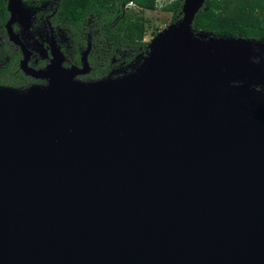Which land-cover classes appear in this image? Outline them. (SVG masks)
Wrapping results in <instances>:
<instances>
[{
    "label": "water",
    "instance_id": "water-1",
    "mask_svg": "<svg viewBox=\"0 0 264 264\" xmlns=\"http://www.w3.org/2000/svg\"><path fill=\"white\" fill-rule=\"evenodd\" d=\"M204 2L118 76L75 79L88 45L0 87V264H264V39Z\"/></svg>",
    "mask_w": 264,
    "mask_h": 264
},
{
    "label": "trees",
    "instance_id": "trees-1",
    "mask_svg": "<svg viewBox=\"0 0 264 264\" xmlns=\"http://www.w3.org/2000/svg\"><path fill=\"white\" fill-rule=\"evenodd\" d=\"M130 1L136 8L126 7ZM182 2L173 0L158 7L156 0H58L55 17L58 24L77 34L78 39L90 33V60L100 59L104 73L112 68L114 55L120 68L128 71L147 52L148 41L143 40L144 11L170 12L173 23L181 17ZM192 28L218 36L264 39V0H205L195 14Z\"/></svg>",
    "mask_w": 264,
    "mask_h": 264
},
{
    "label": "flooded vegetation",
    "instance_id": "flooded-vegetation-1",
    "mask_svg": "<svg viewBox=\"0 0 264 264\" xmlns=\"http://www.w3.org/2000/svg\"><path fill=\"white\" fill-rule=\"evenodd\" d=\"M57 3L58 0H0V87L25 90L37 85L46 86L48 78L27 73L23 66L29 72L41 71L55 62L60 52L63 68L80 67L81 54L88 45L91 71L76 75L75 79L97 80L111 72L112 76H118L125 70L117 64L115 55L110 63L113 66L106 73L100 59L91 61L90 33L78 39L77 34L58 24L55 17ZM81 40L84 41L78 42Z\"/></svg>",
    "mask_w": 264,
    "mask_h": 264
},
{
    "label": "rangeland",
    "instance_id": "rangeland-1",
    "mask_svg": "<svg viewBox=\"0 0 264 264\" xmlns=\"http://www.w3.org/2000/svg\"><path fill=\"white\" fill-rule=\"evenodd\" d=\"M146 32L144 41H150L159 31L171 24V13L164 10H145Z\"/></svg>",
    "mask_w": 264,
    "mask_h": 264
},
{
    "label": "built area",
    "instance_id": "built-area-1",
    "mask_svg": "<svg viewBox=\"0 0 264 264\" xmlns=\"http://www.w3.org/2000/svg\"><path fill=\"white\" fill-rule=\"evenodd\" d=\"M171 1H173V0H156V3H157V6H158V7H161V6L164 5L165 3H168V2H171ZM126 7H136V5H135L132 1H130V2L126 5Z\"/></svg>",
    "mask_w": 264,
    "mask_h": 264
},
{
    "label": "bare ground",
    "instance_id": "bare-ground-1",
    "mask_svg": "<svg viewBox=\"0 0 264 264\" xmlns=\"http://www.w3.org/2000/svg\"><path fill=\"white\" fill-rule=\"evenodd\" d=\"M166 29V28H165ZM165 29H163V30H165ZM163 30H161L160 32H162Z\"/></svg>",
    "mask_w": 264,
    "mask_h": 264
},
{
    "label": "clouds",
    "instance_id": "clouds-1",
    "mask_svg": "<svg viewBox=\"0 0 264 264\" xmlns=\"http://www.w3.org/2000/svg\"><path fill=\"white\" fill-rule=\"evenodd\" d=\"M131 8H136V7H131Z\"/></svg>",
    "mask_w": 264,
    "mask_h": 264
}]
</instances>
